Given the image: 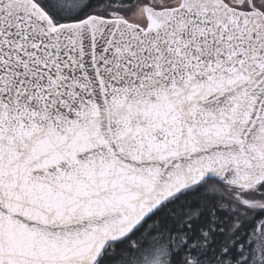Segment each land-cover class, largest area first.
Returning a JSON list of instances; mask_svg holds the SVG:
<instances>
[{"label":"snow or ice","instance_id":"6c2138e0","mask_svg":"<svg viewBox=\"0 0 264 264\" xmlns=\"http://www.w3.org/2000/svg\"><path fill=\"white\" fill-rule=\"evenodd\" d=\"M0 264H264V0H0Z\"/></svg>","mask_w":264,"mask_h":264}]
</instances>
